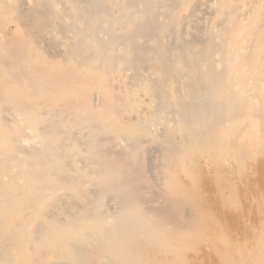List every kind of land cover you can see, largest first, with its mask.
<instances>
[{"label":"bare ground","instance_id":"1","mask_svg":"<svg viewBox=\"0 0 264 264\" xmlns=\"http://www.w3.org/2000/svg\"><path fill=\"white\" fill-rule=\"evenodd\" d=\"M97 1L0 0V264H191L202 218L180 176L195 178V150L238 164L264 152V0H107L113 19ZM140 66L191 141L161 137L171 119L152 83L125 81ZM240 244L225 264H264V244Z\"/></svg>","mask_w":264,"mask_h":264},{"label":"rangeland","instance_id":"2","mask_svg":"<svg viewBox=\"0 0 264 264\" xmlns=\"http://www.w3.org/2000/svg\"><path fill=\"white\" fill-rule=\"evenodd\" d=\"M136 1L138 2V1H143V0H136ZM173 1H177V0H173ZM105 2L107 4H105ZM137 2H136V7L138 6L137 9L139 11L134 6L135 2H133L132 6H133L134 10H136L137 12H140L141 11L140 9L143 8V3L142 2L137 3ZM97 4L101 5V8H100V6L96 5L101 9V10H99V8L97 7L98 10L101 13H103L108 19H113L112 16H114V17L116 16V10L113 8L112 4L109 1L99 0V1H97ZM103 4L105 6H103ZM110 6H111V8H110ZM102 7H105V10H104V8L102 9ZM110 11L112 12V14H110L111 13ZM114 13H115V15H114ZM160 13H159V17H158V18H160L159 20L164 18V15H162L163 13L161 14V16H160ZM205 15L207 16L206 13H205ZM196 26L197 27H195V30L197 29L196 33L198 34L203 29L202 27H204V26H200L199 24ZM14 29H15V25L13 23L8 24L6 27L3 28V31H2L3 36L12 37L14 35V33H13L15 31ZM144 33L147 34L149 36V38L147 36V38L145 37V39H144V35H142L143 38L141 37L139 39L140 45L144 46V44H149L148 46H150V44H152V37L150 38L152 33H151V35H149L150 33L146 32V30L145 31L143 30L142 34H144ZM57 40L60 41L59 39H57ZM45 44L44 43L42 44V48L44 51H47V49H49V48ZM169 44L172 46L175 45L176 44L175 39L174 38L172 39V37H171L169 40ZM58 45H59V42H56V47ZM58 47H60V48H56L58 50H60L61 48L65 50V48H66L63 42L62 43L60 42V45ZM147 47H145V48H147ZM50 50L51 49H49V51H48L49 55H53V54H50V53H52V52H50ZM52 50L54 51V49H52ZM54 52H58V51L56 50ZM63 52H64L63 50L62 51L60 50L59 54H62ZM55 54H57V53H54V55ZM59 54H57V55H59ZM59 56H61V55H59ZM144 66H140L138 68H135L136 70L139 69L138 71H140V72L134 70L133 68L128 69L125 72V81H127V84H129L131 87L133 86L135 88L136 85L138 84L137 81L140 80L139 81V83H140L143 80V78L140 79V78H138V76L139 77L144 76L145 80L147 77V82H150V84L152 83V81H154V78L151 76L152 75V69L151 68H150L151 70L147 69L150 67L148 65L147 68L145 67L146 70L144 71L143 69H145V68H141ZM129 70H132V72ZM128 71H129V73H128ZM133 71H135L136 73ZM146 71H148V72H146ZM150 71H151V73H149ZM131 73H135V74L131 75ZM128 76H131V81L133 82V85H132V82H130V77H128ZM132 76H136L137 78L132 77ZM135 78L137 81L135 80ZM145 80H143V81H145ZM128 82H130L131 84ZM134 82L136 85H134ZM154 83H156V82H154ZM152 85L155 89L152 87ZM152 85H150L152 91H154V90L156 91L155 93L153 92V94H154V96L155 95L157 96L154 98L155 99L154 101H156V100L157 101L156 102L153 101V105L155 104L156 107L159 105L157 108H160V106L162 108V109L161 108L155 109L156 108L155 107L154 111H156L158 114L161 113L162 116H164V111L166 110L165 112L168 113L167 116L169 117V119H171V121L169 120V122L168 121L165 122L166 124H164V126H162V125L160 126L159 131L160 130L161 131L159 134L161 135L162 138H164V139L169 138L172 141L174 140L173 142H176V143H178L179 141L184 142V140H186V139H187V141H189L190 137H188V133L186 132V130H184V131L180 130L181 128L179 127L178 123L176 121H174L175 116L177 114L176 112H174L175 110L173 111V108L171 109V107L168 106L169 104H164V102H165L164 100H162L163 103L161 102V99H164L163 97H160V95L162 94V93H160V92H162V91H160L161 88H158L159 91H157L158 90V89L156 90L157 87L154 86L153 83H152ZM180 85H181V83L178 81V84H177V82H175V83H173V85L171 87V89H173L172 92L175 96H183V87H182V85L181 86ZM130 86H129V88H130ZM113 87L115 88V86H113ZM159 100H160V102H158ZM159 103H162V104L160 105ZM166 105L170 108L165 109L167 107ZM141 109H143V107ZM163 109H164V111H163ZM168 111H170V112H168ZM173 114H175V115H173ZM128 116H130V115H128ZM167 116L165 115L164 117H167ZM172 123H173V126H172ZM172 129H174V130H172ZM175 129H177V130H175ZM163 131H165V132H163ZM174 131H175V133H174ZM176 132H177V134H176ZM168 133H169V135H168ZM173 134H175L176 136ZM191 140L192 139L190 138V141ZM150 145L151 144L147 145V147H148L147 149L149 150V152L148 151L146 152L145 163H146V165H149V167H151V168H149L147 166L150 169V174L153 175L154 174L153 171L156 170L155 164L158 166L160 161L162 160L164 148L161 144H158V143H155V144L153 143L151 146ZM155 145H157V146H155ZM196 152H198V153H196ZM202 152L203 151L201 148L197 149V150H195V153L193 154V155H195V154L196 155L194 157H192L193 155L191 156L192 158H195L198 160V161L195 160V163L193 164L194 166L195 165H197V166L194 167L192 165V162H193L192 158H191V160L189 158V160L192 162L189 163V161H187L190 164V165L188 164L189 165L188 168L191 172L190 175L192 176V178L195 177L194 179H191V177H188V176L187 177L184 176L186 173L184 174L183 172H180V174H179V176L181 174L182 175L184 174L183 176H180V178L182 177L183 182H185V184L189 185V187L192 188L194 196L196 195L195 196V203H196L195 205L196 206H194V207H197L196 209L197 210L199 209L198 210L199 212L201 210L200 215L202 218V227H201L200 233H199L200 236L198 235V237H197L200 239L196 238L194 240V242H192L191 245L189 244V246H188L189 249L186 248V251L189 254V255L188 254L187 255H188V257L190 256L189 257L190 263L191 264H225V262H228V261H226V259L229 260V258H227V257H229V255H230V257L231 256L233 257V255H234L235 258L237 255L236 252L232 251V247L230 248L229 246L230 245L232 246V244H233L234 245L233 247L235 248V244L237 246L238 244H240L242 242L245 243V245H243V243L240 244V245H242V248L243 247H246V248L250 247V248H248L249 249L248 252L251 253L250 250L253 248V250L257 251L259 249L257 252L263 253L261 251L262 250L264 251V246L263 247H261V246H262V244H264L263 243L264 240H262L261 246H260V244H258V246H260L262 248V250H260V247L259 248L255 247L257 245V242L256 243H253V242L256 240H259L260 237H258V236H260V235H258V234L260 232H262V230L264 229V206H263L264 205V152H259V153L255 154V156L252 155V157L251 156H249L248 158L246 157V160H244V162L242 161L243 163L240 162L239 164H238L239 161H237V160L234 161L231 156H230L231 158L230 157L227 158L229 160H227V161L225 160L226 162L220 161L221 164L216 163V162H213V160H212L213 158H211V160H210L209 157H211V156H209V154H206L205 151L203 153ZM152 156L154 158H152ZM230 159H232L233 163L231 162ZM150 164H153V166ZM191 165L193 168H191ZM192 169H193L194 173L196 174L195 176L192 172ZM242 170H245V171H242ZM236 171H237V173H236ZM218 173H220V174H218ZM219 175H221V176H219ZM218 178H221V179H218ZM188 180H190V182ZM217 181H218V183H217ZM228 185H230V186H228ZM235 185H236V187H235ZM227 188H229V189H227ZM235 199H237V200H235ZM236 201H238V202H236ZM225 202L227 205L225 204ZM262 221H263V223H262ZM254 230H256V231H254ZM218 234H220V236H222V239H220L221 237H218L219 236ZM256 234L258 235V236H256L257 238L255 237ZM216 235H218V236L216 237ZM212 236H213V238H212ZM224 236L227 238H225ZM228 237H229V239H228ZM262 237H264V233H263ZM214 238H215V242H213ZM255 238H256V240H255ZM218 240H221V241H218ZM224 240H226V241L224 242ZM246 240L249 242H247ZM228 241L231 243L230 245L228 244ZM208 242H211V243H208ZM213 244H215V248L217 249V250L215 249V251L213 248L214 247ZM216 245H218L217 247H219L220 250L216 247ZM224 248L227 250L231 249V250H229L231 252L225 250ZM221 249H223L222 250L223 252L221 251ZM235 250H236V248H235ZM244 250H247V249H244ZM255 251H252V252H255ZM219 252L222 254L219 255L220 254ZM224 252H226L227 255ZM223 253H224L225 258L223 256L222 257L223 260H220ZM231 253H232V255H231ZM219 256H220V258H219Z\"/></svg>","mask_w":264,"mask_h":264}]
</instances>
